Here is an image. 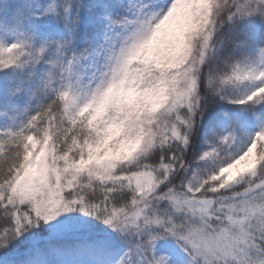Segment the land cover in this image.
Listing matches in <instances>:
<instances>
[{"label":"snow or ice","instance_id":"1","mask_svg":"<svg viewBox=\"0 0 264 264\" xmlns=\"http://www.w3.org/2000/svg\"><path fill=\"white\" fill-rule=\"evenodd\" d=\"M0 264H264V0H0Z\"/></svg>","mask_w":264,"mask_h":264}]
</instances>
